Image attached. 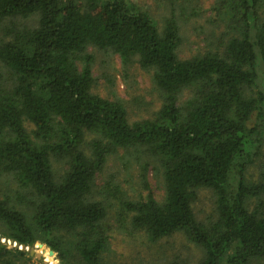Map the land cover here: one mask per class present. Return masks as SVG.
<instances>
[{"label": "trees", "instance_id": "trees-1", "mask_svg": "<svg viewBox=\"0 0 264 264\" xmlns=\"http://www.w3.org/2000/svg\"><path fill=\"white\" fill-rule=\"evenodd\" d=\"M211 12L224 21L223 41L180 58L174 16L159 28L130 0H0V20L36 19L11 24L0 40L10 76L0 83V174L24 202L0 198L1 237L40 240L60 264L72 252L74 264H103L106 209L93 198L95 177L119 150L142 151L164 197L125 199L133 228L151 241L182 233L201 251L196 264L264 260V162L249 176L264 157V0H214ZM93 49L151 72L162 93L153 117L131 121L123 102L92 91ZM53 160L65 164L58 175ZM203 190L214 197L209 219L194 208ZM13 250L0 244V263Z\"/></svg>", "mask_w": 264, "mask_h": 264}, {"label": "rangeland", "instance_id": "rangeland-1", "mask_svg": "<svg viewBox=\"0 0 264 264\" xmlns=\"http://www.w3.org/2000/svg\"><path fill=\"white\" fill-rule=\"evenodd\" d=\"M76 1L83 4L86 0ZM130 2L148 12L159 28L162 27L166 17L174 16L181 36V43L177 48L180 58H189L206 49L216 48L225 36L224 21L218 23L212 18L211 8L214 0H130ZM35 21V16L13 21L0 20V40L5 39L11 24L32 27ZM92 52L94 54L92 91L102 97L123 102L131 121L153 117L161 106L162 93L153 83L151 72L142 69L137 62L125 66L116 55L94 49ZM9 80L10 76H7L6 70L0 63V83L6 84ZM191 94L192 88H184L180 103ZM132 153L128 150H119L116 154L110 155L104 168L97 173L93 184V198L100 200L106 209V216L102 221L108 241L101 253L102 263L196 264L201 251L182 233L151 241L144 231L131 226V214L122 208L125 199H143L149 191L158 201L164 197L163 180L156 173L155 163L142 151ZM144 162L148 164L146 171L142 169ZM263 162L264 157H260L251 166L249 176L257 177L260 172L259 164ZM52 165L57 175L65 169L62 161L53 160ZM10 179V175L0 174V198L9 194L12 201L19 202L21 200L17 199L12 189L15 185L9 182ZM194 203L197 217L209 219L211 214H214L215 202L210 191H200ZM30 207L23 206V209L27 212ZM1 228L0 225V230ZM63 238H70V235L63 233ZM0 244L3 243L0 241ZM3 245L13 250L7 243ZM38 245L51 249L46 243L36 240L29 246L26 255L18 256L13 250L12 253L4 256L0 264H60L62 258L57 252L54 251L52 259L49 260ZM77 258V254L72 252L63 258V261L74 264L73 261ZM252 264H264V260L256 259Z\"/></svg>", "mask_w": 264, "mask_h": 264}, {"label": "built area", "instance_id": "built-area-1", "mask_svg": "<svg viewBox=\"0 0 264 264\" xmlns=\"http://www.w3.org/2000/svg\"><path fill=\"white\" fill-rule=\"evenodd\" d=\"M0 241L3 243V244H8L10 245L12 248H18V249H22V250H25L27 251L29 246L30 245H23V244H19L18 242L14 241V240H11V239H7V238H4V237H0Z\"/></svg>", "mask_w": 264, "mask_h": 264}, {"label": "water", "instance_id": "water-1", "mask_svg": "<svg viewBox=\"0 0 264 264\" xmlns=\"http://www.w3.org/2000/svg\"><path fill=\"white\" fill-rule=\"evenodd\" d=\"M11 240H12V239H11ZM49 252H50L51 254H53V252H54V251L50 249V251H49Z\"/></svg>", "mask_w": 264, "mask_h": 264}]
</instances>
